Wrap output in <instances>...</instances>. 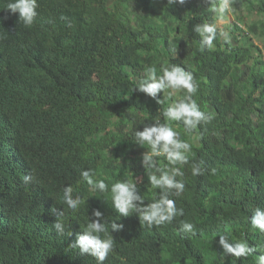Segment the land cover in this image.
I'll return each mask as SVG.
<instances>
[{"label":"trees","instance_id":"1","mask_svg":"<svg viewBox=\"0 0 264 264\" xmlns=\"http://www.w3.org/2000/svg\"><path fill=\"white\" fill-rule=\"evenodd\" d=\"M10 2L0 0V264H97L70 247L96 211L108 228L101 238L113 239L103 264H258L264 233L248 218L264 208V0H232L223 20L233 21L217 27L228 39L218 34L203 50L195 26L219 20L209 0H36L31 26ZM170 64L192 73L193 99L210 118L191 132L163 116L183 93L166 90L157 103L132 91L149 67L160 75ZM157 120L191 148L185 164L154 158L183 173V192L170 197L183 215L149 228L134 212L119 216L110 188L131 181L145 206L158 199L148 181L155 169L142 164L148 149L134 143ZM86 170L108 190L94 192ZM67 187L81 199L76 210L63 202ZM220 235L255 251L225 256Z\"/></svg>","mask_w":264,"mask_h":264},{"label":"clouds","instance_id":"2","mask_svg":"<svg viewBox=\"0 0 264 264\" xmlns=\"http://www.w3.org/2000/svg\"><path fill=\"white\" fill-rule=\"evenodd\" d=\"M186 0H167L168 7L183 5ZM212 4V12L216 13L219 20H223L224 15L231 8L232 0H209ZM36 0H11L6 9L12 14H18V22L25 26H31L37 16ZM194 31L199 35L200 48L213 47V41L219 34L225 40L228 34L220 30L216 24L201 23L195 26ZM175 49V45H173ZM162 74L157 75L155 67L147 69V75L138 80L133 86L132 91L144 94L146 97L156 100L158 94L170 90L168 95L173 93H183L182 98L171 104L163 112V116L169 121H180L185 126L186 131L196 130L202 122H208L210 119L203 113L193 96L197 92V84L191 72L185 71L182 67L170 64L161 69ZM134 143L142 148L148 149L142 153V164L145 168L152 170L148 175V181L153 189H158V199L154 202L144 205V200L138 194L135 183L131 181H116L111 185V202L115 211L120 217H128L130 213L138 216L139 222L151 228L165 223H170L175 217L183 215V209H178L176 203L170 197L179 196L184 190V184L176 179L183 173L178 167L166 170L157 166L155 157H164L169 165L185 164L188 162L187 153L191 145L179 139V134L166 123L157 120L155 123L145 126L142 131H135ZM202 171L199 164L193 165V175H198ZM158 173V174H157ZM87 184L92 187L94 192L101 193L108 190V185L103 180H93L91 170L81 173ZM32 177L24 176V182L29 183ZM73 189L67 187L63 190V202L68 208L76 210L81 204L78 197L73 199ZM93 215L97 218L88 223L85 230L77 235L76 240L70 245L72 248L79 250L81 255H88L95 258L97 264H103L109 253L113 250V239L101 238L102 233H106L108 228L100 222L101 213L96 211ZM252 229L264 233V208H255L253 214L248 218ZM122 224H111L112 231H120ZM193 224L183 223L181 230L192 232ZM54 230L63 235L65 232L64 225L56 221L53 224ZM218 246L223 250V255L233 256L236 258L247 257L255 249L250 247L246 241L232 243L227 235H220L217 241ZM258 264H264V254L258 257Z\"/></svg>","mask_w":264,"mask_h":264},{"label":"rangeland","instance_id":"3","mask_svg":"<svg viewBox=\"0 0 264 264\" xmlns=\"http://www.w3.org/2000/svg\"><path fill=\"white\" fill-rule=\"evenodd\" d=\"M228 18H229L228 22H232L233 21V19L230 16H228ZM253 19H256V17L254 15H247V16H245V20H247V21H250V20H253ZM228 22L227 21H224V20H218L217 23H216V25H217L218 28L221 29ZM257 44L259 45V43H257Z\"/></svg>","mask_w":264,"mask_h":264}]
</instances>
